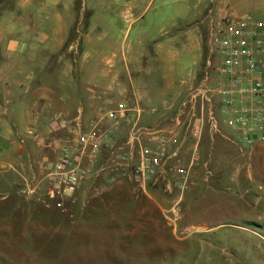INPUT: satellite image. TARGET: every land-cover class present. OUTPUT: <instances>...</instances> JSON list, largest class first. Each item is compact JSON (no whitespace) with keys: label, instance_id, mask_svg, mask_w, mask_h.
<instances>
[{"label":"rangeland","instance_id":"obj_1","mask_svg":"<svg viewBox=\"0 0 264 264\" xmlns=\"http://www.w3.org/2000/svg\"><path fill=\"white\" fill-rule=\"evenodd\" d=\"M110 1L100 0L102 8L93 0H73L80 20L77 30L84 33L89 13L103 14L106 7L110 8ZM116 1L115 25L89 27V40L81 44L80 56L77 53L75 58L58 63L54 60L53 65L63 68L67 62L74 74L79 70L97 73L119 70L120 54L131 57L143 53L141 62L150 63L155 44L150 39L159 40L162 36L152 18L160 0ZM128 14L139 18L130 22ZM232 14H247L260 21L264 29V6L251 3ZM257 60L264 88V45ZM217 62L218 58L212 55L209 70H214ZM143 70H147L146 66ZM84 76L88 81L82 71L77 82L84 84ZM110 106L85 119V126ZM186 109H178L181 113L175 115L177 120ZM102 123V128L107 127V122ZM190 123L179 122L177 125L183 127L180 132ZM36 124L33 127L38 129L40 123ZM127 130L121 123L116 134L102 146L95 165L105 166V171L89 179L93 182L78 187L72 199L63 201V212L44 196L23 192L25 187L16 172H21V166L16 164L18 147L23 146L31 155L30 159L27 155L22 158L29 165L27 159L33 160L40 149L36 137L20 133L9 140L0 153V264H264V182L253 178L259 174L254 165L264 163L263 159L225 139L233 140L232 133L221 124L219 133L211 136L214 145L208 167L202 165L207 158L205 148L196 163L197 176L191 185L171 195L164 193L167 203L164 212L158 213L150 203L142 201L141 189L123 178L108 179L113 176L108 173L111 161L126 153L118 152L116 146L126 137ZM61 133H48L43 143L52 146L53 140L62 138ZM243 165L251 166L252 180L243 177Z\"/></svg>","mask_w":264,"mask_h":264},{"label":"crops","instance_id":"obj_2","mask_svg":"<svg viewBox=\"0 0 264 264\" xmlns=\"http://www.w3.org/2000/svg\"><path fill=\"white\" fill-rule=\"evenodd\" d=\"M93 1L104 7L100 0ZM251 3L264 6V0H160L158 12L152 18L157 21L160 27L158 33L162 36L159 40L150 39L155 43L150 51V63L141 62L144 61L141 59L144 53L131 57L120 54L119 70H98L97 73L79 70L80 73L74 74L67 62L63 68L55 65L59 60H68L71 56L75 58L77 53L80 56L81 44L89 40V27L100 24L111 28L115 25L118 20L117 1L111 0L110 8L106 7L103 14L98 12L93 16L89 13L83 26L85 31L80 33L77 30L80 20H77L73 0H13L12 3L0 0V153L9 140L20 133L34 135L31 138L36 137L40 147L36 157L32 156L33 160H29L31 155L26 154L23 146L18 147L16 164L21 166V172H16L25 187L23 192L44 196L47 187L45 172L55 158V145L67 138L63 132L62 138L51 142L52 146L43 143L51 119H71L78 115L84 122L102 107L111 105L105 111L112 109L116 102L124 103L128 109L122 124L129 129L130 124L135 122L138 127L147 130L133 144V149L162 146L168 152L175 151L181 164L187 162L195 149V164L186 180V185L190 186L197 176L196 163L205 148H208L207 158L202 165L207 168L211 162L214 139L203 114L204 108L201 111L199 107V99L195 100L192 117L188 113L191 103L187 100L190 91L197 90L204 83L209 87L216 81L214 70H209L214 55L209 43L211 30L222 18L237 13L239 7ZM129 18L133 22L139 17L129 15ZM54 60L57 62L55 65ZM145 66L147 70H143ZM82 71L88 78L87 81L84 76V84L77 82ZM176 107H187L185 115H181L179 120L175 119V115L181 112L177 109L174 114ZM185 120L191 122L194 129L201 126L195 144L185 138L184 131L180 132L182 125H177ZM37 122L40 125L35 129L33 126ZM23 123L28 126L22 127L20 124ZM127 134L128 130L126 137L116 146L118 152L129 151ZM162 136L167 138L165 142H160ZM232 137L235 140L233 134ZM237 146L264 160V144ZM25 155L29 158V165L23 162ZM174 164V159L168 161L169 166ZM254 166L259 174L253 178L264 182V163ZM240 167L245 171V180H252L249 173L251 166ZM108 173L113 175L108 177L109 181L123 178L131 183L128 175ZM89 179L94 178L82 179L63 201L72 199L82 184L93 182ZM180 184L181 178L177 174L160 168L143 185L142 201L150 203L158 213H163L167 203L164 193L171 195L177 189L181 191Z\"/></svg>","mask_w":264,"mask_h":264},{"label":"built area","instance_id":"obj_3","mask_svg":"<svg viewBox=\"0 0 264 264\" xmlns=\"http://www.w3.org/2000/svg\"><path fill=\"white\" fill-rule=\"evenodd\" d=\"M209 43L211 52L218 58L214 68L216 81L209 87L204 83L197 90L190 91L187 100L191 103L189 116L194 115V103L198 98L212 135L219 133L222 124L235 137V140L224 137L233 144L243 147L264 144V88L257 68V58L262 54L264 45L263 24L247 14H231L222 18L211 30ZM127 110L124 103L116 102L112 109L86 126L78 115L48 122V133L62 131L67 134L66 139L55 145V158L45 172L47 187L44 197L52 202L55 209L65 211L63 198L69 196L82 179L96 178L105 171V166L97 167L95 162L102 146L125 121ZM102 122H107V127L102 128ZM200 127L194 129L188 124L185 138L195 144ZM143 132L147 130L138 127L135 122L130 124L126 141L129 151L117 155L111 161L109 171L130 176L132 185L142 189L160 168H164L181 178L182 189L195 164V149L185 164L180 163L175 151L168 152L162 146L133 149V144ZM165 139L162 136L160 142H165ZM170 159L175 161L173 166L168 165Z\"/></svg>","mask_w":264,"mask_h":264}]
</instances>
